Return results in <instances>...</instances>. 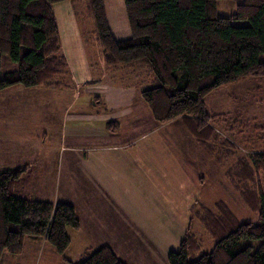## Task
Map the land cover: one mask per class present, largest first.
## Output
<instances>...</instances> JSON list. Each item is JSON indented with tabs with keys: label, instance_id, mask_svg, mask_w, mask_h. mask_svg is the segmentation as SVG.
I'll return each mask as SVG.
<instances>
[{
	"label": "trees",
	"instance_id": "1",
	"mask_svg": "<svg viewBox=\"0 0 264 264\" xmlns=\"http://www.w3.org/2000/svg\"><path fill=\"white\" fill-rule=\"evenodd\" d=\"M77 0H0V93L13 88L63 91L69 64L53 7ZM82 1V0H78ZM94 19L95 40L110 68H144L151 85L140 92L158 124L176 123L201 143L225 171L234 193L259 223L242 224L224 202L214 209L195 204L193 221L213 240L204 253L192 233L170 252L169 264H264V150L243 156L225 135L238 125L226 114L208 113L209 94L257 79L264 84V0H242L229 17L219 14L226 0H84ZM248 22L249 26L235 23ZM109 130L119 127L110 122ZM264 134V124L257 127ZM227 133V134H226ZM31 167L0 169V264L21 256L29 239L48 242L64 256L67 229H80L67 203L17 196ZM68 262V261H67ZM71 264V263H69ZM81 264H125L109 246L88 252Z\"/></svg>",
	"mask_w": 264,
	"mask_h": 264
},
{
	"label": "rangeland",
	"instance_id": "2",
	"mask_svg": "<svg viewBox=\"0 0 264 264\" xmlns=\"http://www.w3.org/2000/svg\"><path fill=\"white\" fill-rule=\"evenodd\" d=\"M241 2H219L218 12L229 17ZM53 9L61 34L62 51L69 63L68 76L63 78L68 90L61 92L20 87L1 92L0 123L4 125L0 127V140L7 136L11 141L21 139L22 152H28L32 159L41 161L44 153L49 152L50 155L60 151L57 146L58 134L66 120L65 109L68 104L74 107L89 103L94 105L95 101L91 98L98 95L102 99L101 104L111 106L117 103L108 101L107 94L111 92L115 94L116 101L121 99L120 102L132 106L137 116L136 128L129 132L127 126L125 133L136 137L134 149L142 154L141 211L139 213L138 207L136 211L132 209L131 213L127 212L126 216L134 223H125L126 227L130 224L132 227L127 229L123 243L111 237L103 238L102 242L92 241L93 246L113 245L114 253L125 264H169L170 252H178L186 236L194 233L205 245L203 254L209 253L215 246L213 240L199 222L193 221L197 201L210 209H214L218 202H224L240 223H259L258 213L245 207L226 178L225 171L233 165L231 158L225 165L219 164L185 130L174 128L172 123L160 125L153 119L151 111L140 97V91L151 85L152 79L148 78L147 69L125 71L128 69H115L106 65L103 53L94 41V19L88 13L87 2L67 1L55 5ZM235 25L249 26L248 22ZM101 88H108L109 92L104 93ZM90 93H93L91 97ZM205 103L209 114H226L229 121L238 123L234 134L225 136L239 147L243 156L252 153L255 144L256 149L264 150V134L257 132V127L264 124L262 82L250 79L220 88L209 94ZM2 144L0 147L6 150ZM41 163L49 168L55 166L53 162ZM43 178L46 179L44 191L38 190L39 187L33 188V198L67 204L80 201L79 192L60 184L58 169L54 177L48 174ZM20 188L17 187L18 190ZM90 239L93 238L90 236ZM116 241L119 244H114ZM261 243L264 240L249 242L254 250ZM86 255L83 249L74 248L68 258L73 264H81ZM20 264L57 263L55 257L46 252L37 258L31 254Z\"/></svg>",
	"mask_w": 264,
	"mask_h": 264
},
{
	"label": "crops",
	"instance_id": "3",
	"mask_svg": "<svg viewBox=\"0 0 264 264\" xmlns=\"http://www.w3.org/2000/svg\"><path fill=\"white\" fill-rule=\"evenodd\" d=\"M94 41L96 43V40ZM130 70L132 69L125 71ZM67 90L68 88L61 92ZM101 90L104 93L109 92L108 88H101ZM92 94L90 93V97ZM114 95L111 92L107 94L109 102H117L111 106L101 104L102 99L98 95H93L91 98L95 101L94 105L89 103L80 107H74L71 104L66 106V120L58 134L57 146L60 151L50 155L49 152L44 153L41 159L42 162H53L54 167H45L40 160L32 159L28 152L23 153L21 139L11 141L7 136L0 140V144L3 142L2 145L6 146V150L0 147V169L32 166L21 184L25 186H19L21 191L17 190V195L21 194V197L27 199L33 198L32 189L39 187L38 190L44 191L46 179L43 177L48 174L54 177L58 169L61 175L60 184L79 192L80 201L69 202V204L75 208L81 221L80 229H67L71 244L64 256L58 255L46 241L29 239L21 256H6L3 264H20L31 254L37 258L39 254L46 252L55 257L57 264H73L68 257L74 248L83 249L86 255L102 246H109L113 250L111 244L94 247L93 242H102L103 238L114 237L123 243L126 239V231L132 225L126 227L125 223H134V220L126 216L127 212L132 209L136 211L139 207L140 213L142 206V194L140 195L142 154L134 149L136 137L125 133L127 126L129 132L132 128H136V113L132 106L120 102L121 99L116 101ZM75 108H82V110H73ZM110 122H118L119 127L110 131L108 127ZM2 124L1 122L0 127ZM172 124L174 128L182 131L176 123ZM13 142L18 144L15 145ZM62 149L65 150L62 152ZM53 181L54 179L51 180V188H53ZM117 241L114 244H119Z\"/></svg>",
	"mask_w": 264,
	"mask_h": 264
}]
</instances>
